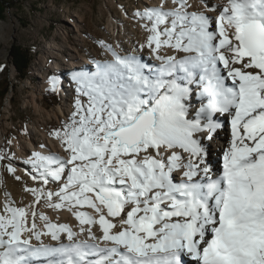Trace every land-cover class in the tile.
Here are the masks:
<instances>
[{"label":"snow or ice","instance_id":"obj_1","mask_svg":"<svg viewBox=\"0 0 264 264\" xmlns=\"http://www.w3.org/2000/svg\"><path fill=\"white\" fill-rule=\"evenodd\" d=\"M173 3L179 7L140 13L151 22L147 46L161 64L153 69L113 52L115 61L98 63L95 73H74L87 104L77 99L70 123L54 133L69 157L34 154L45 185L67 170L58 192L27 189L36 203L44 197L54 209H94L98 221L74 212L80 231L99 223L102 237L89 228V238L112 246L77 242L71 227L43 214L47 232H41L35 211L29 227L27 209L6 204L0 264H185V257L192 264H264V0H225L214 17L188 11L187 0ZM161 47L190 55L162 56ZM58 83L50 81L52 91ZM192 85L200 89L194 115ZM221 116L231 118V140L221 150L222 174L213 178ZM161 149L172 151L161 157ZM177 170L183 171L179 182ZM53 196L59 202L51 203ZM102 206L111 217L130 206L122 230L112 233ZM61 233L72 243L41 239L59 241Z\"/></svg>","mask_w":264,"mask_h":264},{"label":"rangeland","instance_id":"obj_2","mask_svg":"<svg viewBox=\"0 0 264 264\" xmlns=\"http://www.w3.org/2000/svg\"><path fill=\"white\" fill-rule=\"evenodd\" d=\"M140 1L11 0L15 6L8 9L4 15L0 13V16L3 17L0 19V27H3L0 33V85L8 82L14 86L5 97L0 98V156L4 157L0 160V214L7 215L4 212L6 204H10L9 206L13 208H25L29 213L28 222L30 223L32 206L48 207L49 201L41 197L40 201L36 203V196L27 189H43L44 192H53L61 188L60 182L64 178L60 181L49 179L46 185L42 182L40 174L43 170L39 169L38 164H27L28 167H25L30 176L37 177V182L20 176L14 144V139L27 141L28 130L31 126H36L38 129L37 131L34 129V133L39 143L44 142L43 134H45L47 139L51 138L55 142L58 140L62 144L54 133L62 131L64 126L70 123L73 113L76 111L77 100L73 102L74 106L66 116H59L58 119L54 118L53 115L51 117L46 116L59 105L64 107L65 102L58 99V85L56 91L51 90L50 81L55 78L51 69H53V64L56 61V54L59 55V63L63 68L74 53L80 56L86 55L90 59L91 65H95L96 69L98 63L104 65L111 63L109 62L111 60L115 61L113 52L119 55L122 51L116 47L109 21L112 20V16L115 19L127 17L128 15L124 14V9H127L129 13L134 10L139 13ZM140 16L138 15V17ZM67 18L72 23L74 21L76 24L79 23V28L70 24ZM128 24L139 36L143 35L142 27L138 28L133 21H129ZM145 31L148 30L145 29ZM141 32L143 33L141 34ZM13 44L22 46L32 54L33 61L30 72L25 79L19 77L17 70L11 63L10 49ZM49 45L56 47L57 50L52 49L55 56L50 54L51 47ZM87 70L89 69L87 68ZM80 71L82 70H79V73ZM69 73L65 71L62 75L67 77ZM69 80L73 81L75 88L79 87L73 78L69 77ZM60 83L62 87L69 84L67 81L65 84L64 82ZM42 87L45 88L39 94V89ZM32 91H37L34 101L31 97L33 96ZM35 103L44 109L43 114L36 111ZM1 134L5 137L4 142L1 140ZM217 145L219 148L221 143H217ZM63 149L65 151L64 145ZM217 159L214 160L213 158L212 161ZM67 167L70 168L71 165ZM10 168L14 171H10ZM66 174L67 170L65 176ZM54 200L55 196L52 198V201ZM29 223L28 226H30Z\"/></svg>","mask_w":264,"mask_h":264},{"label":"bare ground","instance_id":"obj_3","mask_svg":"<svg viewBox=\"0 0 264 264\" xmlns=\"http://www.w3.org/2000/svg\"><path fill=\"white\" fill-rule=\"evenodd\" d=\"M188 4L190 5V7L187 9L188 11H204L206 14H208L209 16H216L218 14L219 11V5H222L225 3V0H187ZM161 5H163V7L167 10V9H175L179 7L178 3H173V0H141L139 2V13L138 11H132V12H128L127 9H124V14L128 15L127 17L124 16V18L122 19L120 17V19H115V17H111L112 20L109 21V26L111 28L112 31V35L114 36V42L116 43V47L121 50L122 52L119 54V56L121 57H129V56H135L137 57L142 63L144 64H148L150 66L153 67V69L157 66H159L161 64L160 60H157L155 58L157 53H154L152 51V49H150L147 46V41H148V36L150 35V33L148 31H145L146 27L145 25L148 26V28H150L151 26V22L148 21L147 19L143 18L142 16L138 17V15H140V13H143L145 10L147 9H152V8H159ZM213 6H217V11L213 12V11H209L210 8H212ZM130 15V17H129ZM110 16V15H109ZM169 20H171V18H169ZM67 21L70 22V24L74 25L75 27L79 28V23L76 24V21H74L72 23V21L67 18ZM129 21H133L135 25L139 27H142V29L144 30V33L141 32V34L143 33V35L139 36L133 29L132 27L130 28V23L128 24ZM161 29L164 27V25L160 26ZM135 28V27H134ZM3 29V27H0V33L1 30ZM147 30V29H146ZM140 34V33H139ZM163 39V37H162ZM51 50H50V54L55 56V53L52 49L57 50L55 46H50ZM48 47V48H49ZM154 47V46H153ZM117 49V50H118ZM60 51V50H59ZM108 54H111L110 52H108ZM162 56H174L176 57L177 60L190 55L189 53H184V52H179L177 51L175 48H168V47H161L159 49V53ZM114 62V60H111L109 62ZM60 59H59V55L56 54V61L53 64V69H51L52 73L55 74V79L58 80V82H64V84L66 83V81L69 84H65L64 87H62V84L58 83V99L59 101H65L64 102V107L60 106L57 107L55 110H52L51 113H47L46 116H50L53 115L54 118H59V116H66L67 114H69V112L71 111V108H73V102L76 101L77 99H79L80 101H83L85 106L87 104V97L86 96H82L79 95L77 92V88H75V86L73 85V81L69 80V77L73 78L74 73H88L91 74L92 71H94L93 73L96 72V68L95 65H91V61L90 59L86 56H80L77 53L72 54V58L68 60L67 64L64 66V68L62 67V65L59 63ZM60 65V66H59ZM90 70H87V68ZM70 72L68 74L67 77H64L62 75L63 72ZM193 88V92H194V97L192 100L194 99H198V93L200 91L199 87H197L196 85H192L191 86ZM45 87H42L39 89V94L41 93L42 90H44ZM33 92V91H32ZM37 92V91H36ZM33 92L31 96L33 101L36 98L35 93ZM61 94V95H59ZM191 100V101H192ZM30 102V101H27ZM35 109L37 112L39 113H44V109L42 107H40L38 105V103L34 104ZM199 109V106H198ZM197 108L191 111V115L195 114V110H198ZM45 115V114H44ZM57 116V117H55ZM220 122L222 124V127L218 130V136L219 139L217 141V143H221L220 147L216 149L215 154L213 155L212 159L214 158V160L216 158H218L216 161H212V175L213 178H215L217 175H221L222 174V169H223V158H222V151L227 150V147L230 145V140H231V118H225L224 116L220 117ZM34 129L35 131H37V127L35 126H31L30 129L28 130V138L27 141L24 140H18V139H14L15 142V150H16V154H17V162L19 164V170H18V174L21 176H24L26 178H30V180L32 182H37V179H33L34 175L30 176V173L25 169V167L28 165H33L36 164L34 163V154L35 153H40L42 155H55V156H59L61 158L66 159L68 157V152L63 151V145L60 143V141L57 140V142L51 140V138H46V135L43 134V140L44 142L39 143L38 138H35V133H34ZM3 133V132H2ZM1 140L4 142L5 137L3 134H1ZM42 140V139H41ZM33 141V142H32ZM45 147V148H43ZM61 149V150H59ZM172 150H168V149H161L160 150V156L161 157H166L167 155L170 154ZM175 151L180 152V149H175ZM149 154H153L155 155V150L153 149H149ZM185 158L188 156V153H181ZM28 164V165H27ZM38 166V165H36ZM40 170H43L41 167L39 168ZM38 170V171H40ZM38 173V172H37ZM67 175V174H66ZM173 176L176 178V181L179 182L181 179H183V171L182 170H177L176 172L173 173ZM28 180V179H27ZM66 182V176L64 177V179L60 182L61 183V187H63V184ZM2 183V182H1ZM60 185V184H59ZM60 190V188L56 191L53 192H58ZM91 195V194H90ZM21 199V198H20ZM56 201H58L57 197H55L54 201H51V203H56ZM50 203V202H49ZM97 203H99L97 201ZM10 205V204H9ZM130 206H126V211L124 213H121L120 217H111V216H107V209L106 207L102 206V211L106 216V219H108L109 221H111L115 227L111 230L112 233H116L120 230H122V221L123 219L126 218L125 213L127 212V209L129 210ZM32 211L36 212V218H35V224H36V230H39L41 232H47V228H46V222L42 219H40V215H46L49 218V221H51V223L53 224H58V225H68L69 227L72 228V230L77 233L76 236V240L77 242L80 241H87L88 243H99L100 247H105V245L107 244V246L111 247L112 245L108 242L103 241L102 239H98L97 241H93L89 238L87 229L91 228L92 233H94L98 238L102 237L103 232L102 229L99 225V223L95 224V225H83V227L85 228V232L81 233L80 229H81V225L79 223V221L77 220L76 216L74 215L75 211H83L88 213L90 216H94L97 221L99 220V214L96 213V211L92 208H89L87 206H83V207H79L77 206L76 208H73L72 211L68 210V207L62 208V209H54L51 207H47V206H32ZM30 221V226L33 222V218L31 216V220L29 218ZM29 226V227H30ZM29 235V233L25 232L22 236L23 238H27ZM60 240H52L50 235H43L41 237L43 243L45 245H52V246H59V244L61 242H63L64 244H69L72 243V241H69L67 239V234L66 233H61L60 234ZM32 244L34 246H39L40 241L35 240V238L32 239ZM185 264H192L191 262V258L190 257H185Z\"/></svg>","mask_w":264,"mask_h":264},{"label":"trees","instance_id":"obj_4","mask_svg":"<svg viewBox=\"0 0 264 264\" xmlns=\"http://www.w3.org/2000/svg\"><path fill=\"white\" fill-rule=\"evenodd\" d=\"M14 6L15 5L11 3V0H0V13L4 15L8 9H12ZM2 15L0 16V19H3ZM10 58L19 77L25 79L30 72V67L33 61L31 52L20 45L13 44L10 49ZM13 87L14 86L8 82L0 85V98L5 97Z\"/></svg>","mask_w":264,"mask_h":264},{"label":"built area","instance_id":"obj_5","mask_svg":"<svg viewBox=\"0 0 264 264\" xmlns=\"http://www.w3.org/2000/svg\"><path fill=\"white\" fill-rule=\"evenodd\" d=\"M6 111V110H5ZM0 154H1V152H0Z\"/></svg>","mask_w":264,"mask_h":264}]
</instances>
